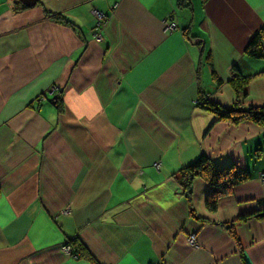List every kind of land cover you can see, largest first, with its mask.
Returning a JSON list of instances; mask_svg holds the SVG:
<instances>
[{
  "label": "crops",
  "instance_id": "crops-1",
  "mask_svg": "<svg viewBox=\"0 0 264 264\" xmlns=\"http://www.w3.org/2000/svg\"><path fill=\"white\" fill-rule=\"evenodd\" d=\"M200 98L264 107V0H0V264H264L263 130ZM202 156L250 174L213 212Z\"/></svg>",
  "mask_w": 264,
  "mask_h": 264
},
{
  "label": "trees",
  "instance_id": "trees-1",
  "mask_svg": "<svg viewBox=\"0 0 264 264\" xmlns=\"http://www.w3.org/2000/svg\"><path fill=\"white\" fill-rule=\"evenodd\" d=\"M48 17H51L53 20L59 22L62 21L60 16L57 15ZM262 39L263 32L260 31L250 41L245 50V55L248 58L257 60L263 58ZM212 78H215L213 72ZM245 82V78H241L239 74L234 72L232 81L230 83L233 86L234 90L240 93ZM53 103L55 105V108L59 110L60 104L58 99H56ZM197 106L203 111L209 112L213 116H215V119L218 122H226L231 125L250 122L262 128L264 133V107L247 109H241L238 107L233 109H224L219 107L218 105L208 102L205 98H200ZM256 152H258V155H260V150H257ZM182 171L183 176L181 181L182 185L185 187V195L187 199L189 198L190 189L194 178H201L204 182L207 183L210 191L205 198V207L210 212H213L216 209V204L219 199L230 195L234 187L246 183L250 179V174L248 171L239 169L235 166H218L210 162L204 156L200 157L193 166ZM261 212H264V210H262ZM259 213L260 212L241 215L238 217V221H246L249 218H259ZM230 234L232 238H234V235L231 231ZM68 244L70 245L72 255L77 256V258L91 260L86 255L84 247L75 244L74 241H68Z\"/></svg>",
  "mask_w": 264,
  "mask_h": 264
},
{
  "label": "built area",
  "instance_id": "built-area-1",
  "mask_svg": "<svg viewBox=\"0 0 264 264\" xmlns=\"http://www.w3.org/2000/svg\"><path fill=\"white\" fill-rule=\"evenodd\" d=\"M95 18H97L96 14H94ZM169 29H172L173 27L172 26H167ZM52 93V90H50ZM40 101H43L44 100V97L42 98H39ZM261 182L264 184V173L261 175ZM194 241H195V238L193 236L189 237L188 238V243L193 245L194 244ZM62 250L67 254V255H71V248H70V245L68 244V241L65 242Z\"/></svg>",
  "mask_w": 264,
  "mask_h": 264
},
{
  "label": "water",
  "instance_id": "water-1",
  "mask_svg": "<svg viewBox=\"0 0 264 264\" xmlns=\"http://www.w3.org/2000/svg\"><path fill=\"white\" fill-rule=\"evenodd\" d=\"M17 1H18V3H21L28 8L35 6L37 3V0H17ZM55 100H56V97L53 98V101H55ZM260 215H261V217H264V213H261Z\"/></svg>",
  "mask_w": 264,
  "mask_h": 264
}]
</instances>
